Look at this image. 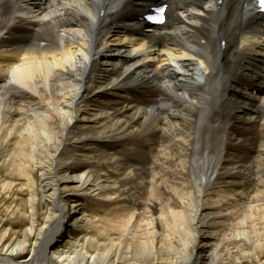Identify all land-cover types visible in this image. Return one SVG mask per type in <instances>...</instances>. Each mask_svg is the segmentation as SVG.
<instances>
[{
  "label": "bare ground",
  "instance_id": "1",
  "mask_svg": "<svg viewBox=\"0 0 264 264\" xmlns=\"http://www.w3.org/2000/svg\"><path fill=\"white\" fill-rule=\"evenodd\" d=\"M157 1L0 0V264H264V75L233 84L264 21L166 0L165 26L126 38ZM147 46L169 84L144 99L157 78L120 64Z\"/></svg>",
  "mask_w": 264,
  "mask_h": 264
},
{
  "label": "rangeland",
  "instance_id": "2",
  "mask_svg": "<svg viewBox=\"0 0 264 264\" xmlns=\"http://www.w3.org/2000/svg\"><path fill=\"white\" fill-rule=\"evenodd\" d=\"M98 63H97V67H100V66H102V62H99V61H97ZM126 70V69H125ZM141 73H139V75H140ZM158 80H155V84L156 85H160V86H164L165 84H163L162 82H159V84H158ZM167 84H169V83H167ZM118 95L119 96H121V97H125V96H129L128 94H126V93H124V92H118ZM263 103H264V101H262ZM137 103H135V106L137 107V105H139L138 107H137V109H140L141 110V108H142V110H144V106H142V105H140V104H137ZM105 107H103L102 109H97V108H93L94 109V111H93V113L94 114H97V113H103V112H107V109L105 110L104 109ZM96 110H99L100 112H97ZM162 115V114H161ZM163 116V115H162ZM248 119L250 120H252V121H254L255 120V116H248ZM7 127V126H6ZM2 128H3V126H2ZM7 129V128H6ZM247 151V147H244V149L242 150V152H244V151ZM0 181H2L1 180V177H0ZM78 201H79V205H80V207L82 208V210L83 211H85V215L86 216H89L90 218H93V217H95V216H98V217H102L103 216V214H104V212H103V210L101 209V207H100V204L98 203V201H96V200H93V199H91L90 197H82V198H79V199H77ZM80 230H82V229H80V228H71L70 229V231H69V233H68V236H70L71 238H74V239H80V238H82L83 237V235L84 234H82V232L80 231ZM71 232V233H70ZM57 245V248H59L60 247V245H58L57 243L53 246V248H55V246ZM28 254H25L24 256L26 257Z\"/></svg>",
  "mask_w": 264,
  "mask_h": 264
}]
</instances>
